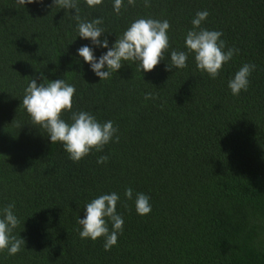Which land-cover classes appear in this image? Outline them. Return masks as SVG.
<instances>
[{"label":"trees","instance_id":"obj_1","mask_svg":"<svg viewBox=\"0 0 264 264\" xmlns=\"http://www.w3.org/2000/svg\"><path fill=\"white\" fill-rule=\"evenodd\" d=\"M77 7L81 20H102L109 46L135 19H167L169 48L149 72L128 61L99 81L76 55L89 41L76 37L74 10L0 0V208L15 204L13 233L25 240L14 255L0 251V264H264V0H124L119 14L112 0ZM201 10V27L239 50L215 79L191 53L186 67L166 70L168 53L187 51ZM244 63L255 69L234 96L227 82ZM31 78L74 85L72 110L111 120L119 139L70 160L20 104ZM126 187L150 197L148 214L136 213ZM109 192L120 195L124 224L105 250L103 237H80L77 217Z\"/></svg>","mask_w":264,"mask_h":264},{"label":"clouds","instance_id":"obj_2","mask_svg":"<svg viewBox=\"0 0 264 264\" xmlns=\"http://www.w3.org/2000/svg\"><path fill=\"white\" fill-rule=\"evenodd\" d=\"M43 0H17V3L26 4L42 3ZM89 7L98 5L102 0H85ZM124 0H112L113 11L119 14ZM129 4L134 0H127ZM53 5L74 10L73 17L77 21V35L89 44L81 45L76 49V55L88 64L90 71L101 80H107L112 73L122 67L124 62L131 61L140 72H149L165 59L169 48L167 19L158 20L151 17L135 19L116 37L109 46L106 32L100 18L91 21L81 20L77 0H52ZM144 6L150 4V0H143ZM207 10L197 11L191 19L192 27L186 31L184 45L187 51L172 50L167 54L168 63L166 70L186 67L188 54L191 53L197 70L206 73L209 78L215 79L238 49L226 48L224 40L220 39L222 33L218 30H209L201 27L208 16ZM75 37V39H76ZM74 39V40H75ZM73 42V41H72ZM104 49L99 56L95 53ZM255 69L250 63L242 64L227 82V87L232 95H239L246 91L249 85V76ZM76 89L74 85L66 83L62 79L48 80L31 78L24 89L21 103L29 115L32 124L44 129L48 140L54 144L59 142L68 158L77 162L90 151H102L104 145L110 141L116 142L119 137L117 128L111 120L99 122L90 112L72 110V98ZM152 97L151 93L145 94V99ZM62 111L71 112L68 121L61 117ZM18 127H21L19 124ZM108 156L102 155L97 159V164L107 162ZM126 200H132L138 215H145L151 211L150 197L144 193H133V189L126 187L123 192ZM120 195L117 192L101 194L84 205L83 218L77 217V223L81 226L79 235L82 239L96 240L103 237L105 250L117 243L118 234L122 231L124 218L116 210ZM14 203H8L0 208V251H7L8 255H14L25 245V240L15 235L13 230L18 226L19 219L14 213ZM111 225V230L109 229Z\"/></svg>","mask_w":264,"mask_h":264}]
</instances>
